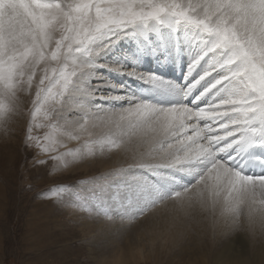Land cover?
I'll use <instances>...</instances> for the list:
<instances>
[{
  "label": "snow or ice",
  "instance_id": "6c2138e0",
  "mask_svg": "<svg viewBox=\"0 0 264 264\" xmlns=\"http://www.w3.org/2000/svg\"><path fill=\"white\" fill-rule=\"evenodd\" d=\"M181 28L210 45L188 65L181 95L218 73L189 105L141 100L95 69L177 86L88 59L122 39L163 43L162 30L175 39ZM209 53L214 59L187 83ZM217 89L225 93L218 102L201 103ZM97 100L126 103L110 108ZM12 122L22 173L34 178L26 190L37 198L109 221L138 212L132 222L170 205L185 216L199 209L213 231L220 220L264 227V0H0V126ZM100 157L119 163L63 179L76 161ZM47 179L54 184L39 187Z\"/></svg>",
  "mask_w": 264,
  "mask_h": 264
},
{
  "label": "rangeland",
  "instance_id": "374dc122",
  "mask_svg": "<svg viewBox=\"0 0 264 264\" xmlns=\"http://www.w3.org/2000/svg\"><path fill=\"white\" fill-rule=\"evenodd\" d=\"M101 43L104 42L93 44V51ZM21 98L20 103L25 102L24 97ZM123 103L126 102L114 103L110 108L120 107ZM22 118L21 111L17 120ZM16 131L15 122L0 126V264H117V257H121L119 264L207 263V260L201 259L200 248L194 242L181 244L168 255H150L143 243L131 242L133 230H138L142 225L138 233H143L151 226L150 223H144L145 216L132 222L127 221V218L138 215V212H128L124 220L120 214L113 213L114 219L109 221L102 215L92 216L84 211L61 207L51 202L53 198H37L34 191L26 190L34 178L22 173L24 156L14 139ZM9 135L11 139H6ZM118 163L116 157L76 161L77 167L66 172L63 179H85L107 172ZM53 184L51 179H47L39 187ZM222 223L228 224L225 221ZM239 224L234 227L238 229ZM110 226H114L113 231H117L108 230ZM129 229L132 230L129 232ZM183 233L196 235L195 231ZM129 247L132 251L128 250Z\"/></svg>",
  "mask_w": 264,
  "mask_h": 264
},
{
  "label": "bare ground",
  "instance_id": "6f19581e",
  "mask_svg": "<svg viewBox=\"0 0 264 264\" xmlns=\"http://www.w3.org/2000/svg\"><path fill=\"white\" fill-rule=\"evenodd\" d=\"M162 32L165 38L163 43L155 41L151 46H149L148 44L144 43L142 38H137L135 40L122 39L118 44H116L114 48H112L110 51H107L106 53L101 54L100 57L93 59L90 56L88 59L97 64L116 66L123 65L125 69L135 68L137 71L145 74H155V69L158 71H164L166 74L168 73V70H166V66L164 64L163 66L159 65L160 61L164 62V60L167 58V62L169 64H173L175 60L170 56V52L163 53L160 45H163L166 48L168 46H172L175 41H177V47L180 48L181 51H184L183 64L185 65L186 70L192 59L202 54L210 46L201 44L198 39V33H196L191 28H181L176 34L177 38L175 39L168 32V30L165 29L162 30ZM188 41L194 42V46L190 51H187L186 48V43ZM102 45V43L97 44L96 49L100 48ZM121 46L123 48H121ZM192 51L193 54L191 55ZM145 52H147V54H144ZM142 56H145V58L141 59ZM212 59H214V57L211 53L205 56L204 61L193 74L192 78L195 79L201 72H203L209 63H211ZM145 62L147 67L143 68ZM95 74L99 76L103 75V77H105L111 83L123 86L124 91L131 93L141 100L144 93L149 94L151 91L161 90L165 96L169 98H177L182 93L179 84L170 82L168 80L165 81L177 86V91H173L170 88L165 89L155 87L151 84L143 83L140 80L130 78L126 75L109 71L107 68H97L95 69ZM216 75H218V73L204 81L201 88L208 86V84H210L216 78ZM97 82L98 81L96 80L94 81V83ZM99 82L102 83V81ZM78 84L79 80L76 81L73 90H75V87L78 86ZM137 87L139 89L135 90ZM107 90L108 89H105V92H107ZM109 90L111 91V89ZM198 90L199 88L197 91ZM217 92H219V95H217ZM224 94L225 93L223 91L217 89L213 91L212 96H215V99L218 102L220 97ZM96 102L104 103V107H113L112 105L116 103L101 100H97ZM20 104L24 105V102ZM6 139H11L10 135ZM144 216L143 221L145 224L150 223V228L143 233H138L140 227L142 226L140 225L138 230H133L130 239L131 242L143 243L147 253L150 255H168L177 246L194 242L200 248V253L202 255L201 259L207 260L206 264H264V227L259 224H257L255 227H250L247 221L242 220L240 221L239 228L237 229L230 223L224 225L222 223L224 220H220L215 231H213L209 227L210 219L199 209H194L190 215L185 216L182 213L175 211L170 205L159 206L151 213ZM112 227L114 228V226H110L108 230L112 229ZM120 228L121 226H119V229ZM114 229H112V231ZM131 230L129 229L128 231L130 232ZM188 231H195L196 235L183 233ZM128 250L132 251V248L129 247Z\"/></svg>",
  "mask_w": 264,
  "mask_h": 264
}]
</instances>
